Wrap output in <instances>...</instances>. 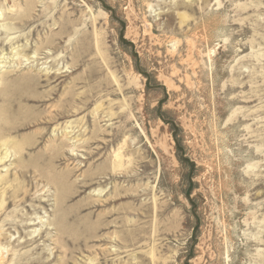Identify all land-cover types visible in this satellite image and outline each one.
<instances>
[{
  "label": "rangeland",
  "instance_id": "1",
  "mask_svg": "<svg viewBox=\"0 0 264 264\" xmlns=\"http://www.w3.org/2000/svg\"><path fill=\"white\" fill-rule=\"evenodd\" d=\"M0 159V264H264V0H0Z\"/></svg>",
  "mask_w": 264,
  "mask_h": 264
},
{
  "label": "bare ground",
  "instance_id": "2",
  "mask_svg": "<svg viewBox=\"0 0 264 264\" xmlns=\"http://www.w3.org/2000/svg\"><path fill=\"white\" fill-rule=\"evenodd\" d=\"M5 146H6V144H5ZM14 149V148H13ZM120 157L118 156V159H119ZM3 161V159H0V163ZM122 161V160H121Z\"/></svg>",
  "mask_w": 264,
  "mask_h": 264
}]
</instances>
